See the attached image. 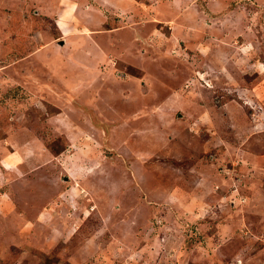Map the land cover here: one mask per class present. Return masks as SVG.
<instances>
[{
    "label": "rangeland",
    "instance_id": "obj_1",
    "mask_svg": "<svg viewBox=\"0 0 264 264\" xmlns=\"http://www.w3.org/2000/svg\"><path fill=\"white\" fill-rule=\"evenodd\" d=\"M84 1L0 0V264H264V0H108L69 70Z\"/></svg>",
    "mask_w": 264,
    "mask_h": 264
},
{
    "label": "crops",
    "instance_id": "obj_2",
    "mask_svg": "<svg viewBox=\"0 0 264 264\" xmlns=\"http://www.w3.org/2000/svg\"><path fill=\"white\" fill-rule=\"evenodd\" d=\"M35 1L38 2V1H41V0H35ZM260 1L261 0H258L259 3H260ZM86 4H87L88 7H87V9L84 10V13L88 16V18L86 19V24L84 25V27L86 28V30L89 31L88 33L90 35L81 34V36H80V34H73L72 30L76 28V25H74L73 22L70 23L67 20L60 19L59 17L57 18V20H55L52 15L51 16H48V15L45 16V17H50V18L52 17L53 22H54V24L57 27L58 34L61 37L60 38L61 40L60 41L57 40V41L58 42H62L63 44L65 42V45L61 49L67 48L68 41H70L71 43H74V47H76V49L73 52L69 51L70 53L72 52V55H70V58H68L69 56L67 58H65V64L68 67H70L69 70L75 68L76 66L74 67V64L76 65V64H78V62H81V63L85 62L86 63V62H91L93 59L101 61L102 60L101 57H103V54H104L102 48L100 47L101 43H102L100 40L103 38V35H104V34H102L101 31L105 27L104 26L102 27V24H98V23H100L99 21H101L103 18H101L98 15V12L95 10V8L99 7L101 9L102 8L111 9L112 7H111L110 3H108V0H86ZM91 8H94V10H93L94 12H91ZM208 8L210 10L212 9L211 8V4H210V6L208 5ZM258 10H259V8H258ZM244 11H245V8H244ZM61 12L63 13V11H61ZM228 12H230V11H228ZM232 13H236V12H232ZM81 21L83 22L85 20L82 18ZM82 22L80 23V25H82V27H83ZM97 25H98L99 28L97 27ZM224 25H225V29H228L229 26L226 27V23ZM96 29H99L100 31H96ZM91 30H94V31H91ZM252 30H253V28L250 27V28H246V30H243V28H238V29H236L235 33H234L235 30L233 31V33H234L233 35H235V36H237L239 38H240V35L243 33V38H244L243 42L242 41L235 42L236 45H238V47L241 48L243 55H247V54H245L246 50H244L243 48H245L247 45H249L247 40H250V38L252 37V34H251ZM104 32H110V31L109 30L105 31V29H104ZM93 34H95V35H93ZM96 35H98L97 38H96ZM230 35H232V34H230ZM99 37H101V38H99ZM227 37L230 38L231 36L227 35ZM78 40H81L80 43L78 42ZM208 43H211V44H208L211 47V50H212L211 51V55L212 54H216V56L218 58H221V51H223L222 54H225V52H224L225 50H223V49H226L225 46H220V44L216 45L217 43H212V42H208ZM47 47H51V50L55 48V46L53 45V42L48 44ZM196 49H198V48H196ZM228 49H229V52H231V54H234V49H232V50H230V48H228ZM48 50L49 49L47 48L45 52H47ZM49 53H47L46 56H48ZM227 53H228V51H227ZM235 53H239L240 54V52H237V51ZM243 58H245V57H243ZM209 59H210V62H211L210 67H211L212 72L217 70V72L221 73V75L224 78H231L232 79V77L234 75L233 71H230V69H228V68L229 67H234V66H232V65H234V61L233 60L230 61V62L226 61V63H224V66H221V65L218 64V62H214L213 60H211V58H209ZM169 61H174L175 62V60H169ZM156 63L159 64V63H162V62L160 60H157ZM227 63L230 64L231 66L230 65L227 66ZM218 69L225 70V72H221ZM66 77H68L67 78L68 79V83H69L68 86L71 87L70 80L73 77L71 76V74H67ZM165 105L168 107V104H165Z\"/></svg>",
    "mask_w": 264,
    "mask_h": 264
},
{
    "label": "water",
    "instance_id": "obj_3",
    "mask_svg": "<svg viewBox=\"0 0 264 264\" xmlns=\"http://www.w3.org/2000/svg\"><path fill=\"white\" fill-rule=\"evenodd\" d=\"M60 45H62V42H60Z\"/></svg>",
    "mask_w": 264,
    "mask_h": 264
}]
</instances>
